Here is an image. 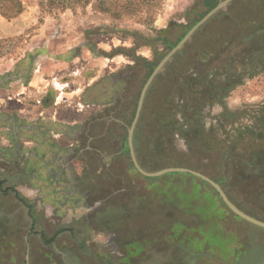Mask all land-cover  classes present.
Here are the masks:
<instances>
[{
  "label": "rangeland",
  "instance_id": "obj_1",
  "mask_svg": "<svg viewBox=\"0 0 264 264\" xmlns=\"http://www.w3.org/2000/svg\"><path fill=\"white\" fill-rule=\"evenodd\" d=\"M195 1L43 0L34 29L6 49L0 77L24 74L19 65L27 55L43 54L37 61L46 79L43 86L51 92L38 104L29 97L28 107L51 106L55 84L67 97L76 92L78 96L61 103L73 106L92 101L91 92L104 89V82L116 73L127 82L114 96L116 101L101 104L112 113L86 131L83 151L73 164L87 191L81 200L96 207L68 210L63 216L65 206L46 203L48 193L31 190L33 182L18 171L13 187L27 206L15 192L0 193V264H264V228L238 217L215 188L198 177L143 175L126 148L133 111L154 72L150 74L149 63L156 68L180 43L182 26L188 24L186 11ZM261 28L264 0H233L209 19L150 85L133 146L143 170L187 168L201 173L219 184L242 212L264 222V32L250 38ZM235 33L238 38L228 49L226 42ZM219 40L225 43L215 59L210 60L212 53L198 58L200 47L215 46ZM74 54L91 61L116 56L117 64L85 79L80 69L88 61L68 66ZM205 65L213 67L207 73L219 66L224 71L217 77L210 73L204 85L211 90L198 96L192 91L200 85L195 67L203 72ZM8 84L19 97L22 81ZM7 94L0 87V101ZM99 153L118 155L100 170L105 164ZM9 168L0 167L3 180L15 172ZM85 215L91 220H76ZM31 217L37 219L35 226Z\"/></svg>",
  "mask_w": 264,
  "mask_h": 264
},
{
  "label": "crops",
  "instance_id": "obj_2",
  "mask_svg": "<svg viewBox=\"0 0 264 264\" xmlns=\"http://www.w3.org/2000/svg\"><path fill=\"white\" fill-rule=\"evenodd\" d=\"M42 2L43 0H0V58L2 57L0 61L6 58L4 55L6 49H12L17 43L20 44L23 41V36H27L39 22L44 10ZM174 15H171V18ZM160 26L164 28V25L161 24ZM31 54L33 53L27 55V59ZM80 60L88 61L80 69L83 71L85 79H87V76L89 78L101 76L107 67L111 69L112 66H115L114 64H117L116 56L111 59L99 57L91 61L85 56L79 58L74 54L68 66L78 63ZM25 61H22L19 67H24L23 63ZM38 62L36 61L35 68L27 79L14 80L22 81L21 90L17 94L19 97L16 98V95H12L15 90L12 84L7 83L8 85L1 87L8 94L0 101V167L3 170L11 167L9 170L15 169V172L11 175H5V178H8L6 180H3L0 176V193L7 196L10 192H14L12 189H15L13 186L17 185L15 181L19 180L17 175L19 174L18 171L21 170L24 172L26 179L30 183L33 182L32 186L34 188H30L31 190L42 189L43 193H48L46 203L54 207L60 204V206H65V208H60L64 210L61 212L63 216L66 215V211L74 210L76 212L80 207L94 209L95 205L85 202L86 200H81L83 199L81 197L87 191L80 186V175L76 176V169L73 164L79 160L78 156L83 151V137L86 135V131L96 120L111 114L112 109L101 105V102L94 101V97L100 96V89L91 92L89 98L93 97L92 101L87 102L84 100L83 103L86 105L80 103L73 106L62 105L63 101L75 98L78 95L73 90L74 95L67 97L69 95L63 93L64 88L58 84H55L56 92L54 95L49 96L51 106L34 105L35 107H28L27 100L29 97L38 104L51 92L46 91L43 86L46 79L42 76V66ZM56 68L66 69L61 65H57ZM11 73L15 72H9L5 75ZM18 74L21 75L20 72ZM116 75L118 74L116 73L110 78L113 79ZM109 85L114 87L112 82ZM33 101L32 103H34ZM126 142V148L129 149L128 139ZM117 155L110 153L105 157L100 153L97 154L102 159L101 162L105 164L100 166V170L111 166ZM14 173L15 176L13 177ZM1 183L3 186H1ZM50 194H53V197L50 198ZM20 202L22 201L20 200ZM64 202L65 204H63ZM22 203L27 206L24 202ZM90 215L78 217L76 220L87 221V218L91 220ZM29 220L31 226H35L37 219L31 217ZM29 233L32 234L31 231ZM30 234L25 236V248Z\"/></svg>",
  "mask_w": 264,
  "mask_h": 264
},
{
  "label": "water",
  "instance_id": "obj_3",
  "mask_svg": "<svg viewBox=\"0 0 264 264\" xmlns=\"http://www.w3.org/2000/svg\"><path fill=\"white\" fill-rule=\"evenodd\" d=\"M233 0H225L221 3H219L215 8H213L203 19H201L186 35L185 37L180 41V43L174 47L158 64V66L155 68L154 72L152 73L151 77L149 78V80L147 81L146 85L144 86L142 93L140 95V99L138 102V107H137V112L134 118V122L129 130V138H128V144H129V149L131 152V156L134 162L135 167L138 169V171L140 173H142L143 175L150 177V178H155V177H160L166 174H171V173H183V174H190L193 175L195 177H198L200 179H202L203 181L209 183L210 185H212L215 190L218 192L219 196L222 198V200L224 201L225 204H227V206L240 218L254 224L257 225L261 228H264V222L260 221L258 219H255L249 215H247L246 213L242 212L238 207H236L226 196V194L224 193V191L222 190V188L220 187L219 184L215 183L214 181H212L211 179L207 178L206 176L202 175L201 173H198L196 171L187 169V168H166L157 172H147L145 170H143L137 159L135 156V151H134V146H133V138H134V130L136 128V125L139 121V118L141 116L142 113V109L144 106V102H145V98H146V94L148 92V89L150 87V85L152 84L153 80L155 79V77L160 73V71L164 68V66L170 61V59L178 52L180 51L184 45L191 39V37L206 23L209 21V19H211L215 14H217L219 11H221L222 9H225ZM38 53H34L29 55L28 59L23 63L24 66V74L19 75L18 73H11V74H7L5 76L0 77V87H4L7 85V83L23 78V79H27L33 69L35 68V63L39 57Z\"/></svg>",
  "mask_w": 264,
  "mask_h": 264
},
{
  "label": "trees",
  "instance_id": "obj_4",
  "mask_svg": "<svg viewBox=\"0 0 264 264\" xmlns=\"http://www.w3.org/2000/svg\"><path fill=\"white\" fill-rule=\"evenodd\" d=\"M219 4V0H196L195 1V4L192 5L187 11H186V19L188 21V24L187 25H183L182 27L184 28V33L183 35L180 37L179 39V42L185 37V35L191 30V28L193 26H195L209 11H211L213 8H215L217 5ZM203 9H206V11H203ZM264 32V29H259L258 31H256V33H251L250 35V38H253L255 37V35L257 36L258 34H262ZM264 34V33H263ZM233 38L232 39H229L228 42H226V45H228V47H232L231 44H233V42L235 41L234 39L238 38L237 34H232ZM235 37V38H234ZM224 41H222L223 43ZM220 43V44H219ZM221 43V40H219V42L215 44V46L213 44L210 43V45L206 46V47H200L199 51H200V55L201 56H198V58H203V59H206L207 58V53H212V57L210 60L212 59H215L216 58V54L218 53V51L220 50V48L223 49L224 47V44ZM225 43V42H224ZM230 47L228 49H230ZM218 48V49H217ZM225 49V48H224ZM215 56V58L213 57ZM199 65L203 64V63H198ZM209 64V62H208ZM207 64V65H208ZM203 66V65H201ZM249 66H253V63H248V67ZM149 67H150V74L154 71L155 69V66L152 64V63H149ZM203 69H206V71L204 70L203 72H200L199 71V67L196 68L195 67V76L197 78V81L199 82V86H197L196 89H193L192 91L193 92H198L196 95L200 96L202 95L201 93L199 92H208L209 90H211V87L209 86H206L204 85L205 81H208V75L210 73L213 74L214 77H217V76H220L222 72L220 71H224L223 69V66H219L217 67L216 71L215 72H209L207 73V70L209 69H212L213 67H208L207 69V66L205 65L204 67H202ZM255 69L254 68V72H255ZM201 70V69H200ZM253 71H251V73H254ZM225 72H223L224 74ZM194 81V80H192ZM192 81H191V85L192 84ZM202 82V83H201ZM208 85V84H207ZM205 86V87H204ZM220 86V85H219ZM209 87V88H208ZM204 90V91H203ZM207 90V91H206ZM194 95V93H192ZM166 98V97H165ZM182 98V97H181ZM186 97L184 96L182 99H185ZM190 102L192 101V98H190L189 100ZM171 107V106H170ZM136 111H137V106H136V109H134L133 111V118H135V115H136ZM188 119V117H187ZM127 143V142H126ZM128 147V146H127ZM223 147V146H222ZM220 146V148H222ZM177 174V173H175ZM179 174H183V173H179ZM1 186H3V184L1 183ZM18 196L19 200H21L22 202H24L26 204V201L20 197V194L18 191H16L14 188L12 189Z\"/></svg>",
  "mask_w": 264,
  "mask_h": 264
},
{
  "label": "flooded vegetation",
  "instance_id": "obj_5",
  "mask_svg": "<svg viewBox=\"0 0 264 264\" xmlns=\"http://www.w3.org/2000/svg\"><path fill=\"white\" fill-rule=\"evenodd\" d=\"M111 82L114 83V87L109 85ZM124 82L126 83L127 81H124L122 78L119 77V75L114 76L113 79L104 82L103 84L104 89L96 88L94 91H98L100 89L99 90L100 96L94 98L91 97V99L93 98L95 102H101V103H107L108 101H116L118 98H115L114 96L120 93L121 87L123 86ZM63 204H65V202ZM87 221L90 220L87 218Z\"/></svg>",
  "mask_w": 264,
  "mask_h": 264
}]
</instances>
